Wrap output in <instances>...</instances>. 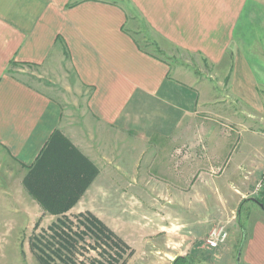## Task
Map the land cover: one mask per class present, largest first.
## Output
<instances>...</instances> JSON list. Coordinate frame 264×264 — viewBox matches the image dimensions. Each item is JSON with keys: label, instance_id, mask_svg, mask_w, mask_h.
<instances>
[{"label": "crops", "instance_id": "obj_1", "mask_svg": "<svg viewBox=\"0 0 264 264\" xmlns=\"http://www.w3.org/2000/svg\"><path fill=\"white\" fill-rule=\"evenodd\" d=\"M134 10L157 52L130 27ZM256 125L264 131V0H0V205L15 179L40 204L36 183L57 176V157L62 170H93L69 212L99 180L138 184L151 167L227 170L254 186L264 152L252 156V137L234 156L231 144ZM161 244L171 262L193 252ZM211 253L199 264L221 258Z\"/></svg>", "mask_w": 264, "mask_h": 264}, {"label": "rangeland", "instance_id": "obj_2", "mask_svg": "<svg viewBox=\"0 0 264 264\" xmlns=\"http://www.w3.org/2000/svg\"><path fill=\"white\" fill-rule=\"evenodd\" d=\"M136 12L131 11L134 21L130 27L139 36L141 46L155 52L148 29L145 30ZM137 29L140 30L138 34ZM260 126L250 128L256 131L254 134L243 130L240 135L236 134L231 144L233 156L238 149H244V141L248 137H252V152L248 149L252 156L264 152V131ZM156 168L140 169L145 182L140 180L138 184H126L120 179L117 180L119 186H112L109 180H99L98 186L94 187L96 192L94 189L95 193L88 194L81 204V211L69 212L76 202L58 216L48 215V211L41 213V205L29 202L22 192V186L16 179L13 180L0 205V264H44L39 250L32 245L33 240L41 236L44 239L52 237L51 225L64 217L73 231H86L84 223L88 213L112 229L124 241L123 246L116 247L106 237L98 242L91 234H86L84 240L80 239L70 251L64 250L65 256H59L54 248L49 250L45 247L47 253L55 257L57 264H109L113 261L114 264H170L171 260L166 258L163 251L159 253V240L175 254L192 249L191 255H186L192 256L199 264L200 258H214L211 253L213 249L207 248L205 240L218 223L227 225L229 236L217 248L221 258L214 260V263L208 261V264H264V208L248 199L254 187V177L251 180L249 172L246 175H250V178L240 173L245 180L237 184V178L227 170ZM74 171L70 170V173ZM81 171H84L86 182L91 177L89 167L83 165ZM191 179L197 184L191 186ZM225 180L228 182L226 186L223 183ZM1 181H4L3 178ZM202 181L207 182V186H202ZM68 182L64 179V185H72ZM222 190L235 193V196L233 194L229 200L222 201L219 199ZM174 192L177 193L176 200L163 196ZM190 193L198 197L204 193L206 199L192 201L188 197ZM89 206H93V211L87 209Z\"/></svg>", "mask_w": 264, "mask_h": 264}, {"label": "trees", "instance_id": "obj_3", "mask_svg": "<svg viewBox=\"0 0 264 264\" xmlns=\"http://www.w3.org/2000/svg\"><path fill=\"white\" fill-rule=\"evenodd\" d=\"M59 159V157L55 158L53 163L54 165L51 166L50 169V173L55 175L56 172L57 176L55 175V177L51 179V181L46 185V179L40 180L36 183L35 189V196H37V199L39 200L41 206L46 211L53 214H63L68 211L79 200L81 194L87 187V184L93 178L92 176L86 182H84V178L82 179L80 177V172L83 171H78L76 169L74 172L70 173V170L66 169V167L62 170L61 167L58 166ZM62 160L63 157L61 158V161ZM30 176L31 175H29V177L25 179V185L29 188L32 187V185H30ZM64 176H66V179H68L70 176L71 179L73 178L72 182L68 183H71L72 185H63ZM70 196L72 197L71 199ZM248 199H245V201ZM257 199L264 204V196ZM64 218H59L57 223L51 225L50 229L53 232L52 237L47 236V238L45 239L42 236L39 239L36 237L35 240H33L34 242H32L33 247L39 250V257L42 259L44 264H57L55 262V257L52 258V255H49V253H47L45 247H48L49 250L51 248H54V252L59 256H65L64 250L70 251L73 247H75L80 239L84 240L86 234L88 236H90L89 234H91L98 242H102V239L106 237L109 241H111V243L116 245V247L123 246L124 244V241L112 229H110L107 225L104 224L103 221H101L92 213H88V219L84 223L86 231L81 232L73 231L71 225H69L67 221L64 220ZM107 239L106 242H109ZM79 264L84 263L80 262ZM109 264H114V261L110 262ZM171 264L197 263L190 255H178Z\"/></svg>", "mask_w": 264, "mask_h": 264}, {"label": "built area", "instance_id": "obj_4", "mask_svg": "<svg viewBox=\"0 0 264 264\" xmlns=\"http://www.w3.org/2000/svg\"><path fill=\"white\" fill-rule=\"evenodd\" d=\"M249 196L255 198H261L264 196V169L253 189L250 191ZM228 236L229 231L227 225L225 223H218L209 231L205 244L208 248H218L221 244L227 241Z\"/></svg>", "mask_w": 264, "mask_h": 264}, {"label": "water", "instance_id": "obj_5", "mask_svg": "<svg viewBox=\"0 0 264 264\" xmlns=\"http://www.w3.org/2000/svg\"><path fill=\"white\" fill-rule=\"evenodd\" d=\"M250 200H252V201L258 203L261 207H264V204H263L262 202H260L257 198H255V197H250Z\"/></svg>", "mask_w": 264, "mask_h": 264}]
</instances>
